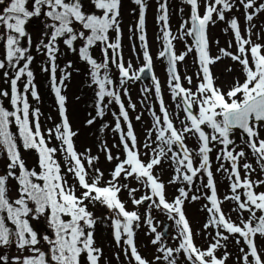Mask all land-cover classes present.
<instances>
[{
  "label": "snow or ice",
  "instance_id": "obj_1",
  "mask_svg": "<svg viewBox=\"0 0 264 264\" xmlns=\"http://www.w3.org/2000/svg\"><path fill=\"white\" fill-rule=\"evenodd\" d=\"M31 2V9L28 7ZM191 5L192 13L190 17L191 28L185 35L192 36L195 41V48L199 56V65L202 69V82L198 85L197 91L194 93L190 88H184L180 83V77L176 72V62L184 60L187 53L177 56L173 45L171 31L165 28L164 40L165 51L160 55L167 56L171 67V79L175 83L172 86L174 98L181 97L183 111L185 112V120L182 121L183 127L177 128L172 119H170L168 111L164 108L163 100L161 99V110L163 112V123L161 117L155 116L156 127L158 130L157 139L161 143V147L156 151L155 155L147 162L140 158V153L136 150V136L132 132V125L128 123L127 138L122 136L126 151V158L117 164L112 172V180L107 182L106 186H100V177L98 176L91 183L88 180V170L82 162L80 155L76 152L72 137L74 133L71 130L68 118L65 113V97L61 95L59 87L55 88V92L60 104L61 114L63 115L62 129L57 127L56 136L62 142V146H66L63 150L67 153L68 159L73 162L68 167L78 180L79 186L84 189L78 196L76 189L68 185L67 180L61 175V166L54 159V154L57 148L49 147L44 135L40 131V125L37 119L35 123V131L29 121V103L26 95H22L17 88V82L22 77H27L25 92L29 87H33V72L30 69L32 56L28 55L29 48L21 45V41L27 38V43L31 44V37L26 31L25 25L31 18H46L45 27L50 28V33H45L49 36V42L43 47L47 50V55L51 61L52 78L55 84L56 72V53L59 48L56 44L60 38L64 44L71 50L75 51L74 43L80 39L85 42L84 46L79 49L80 57L87 61L92 66V79L98 85L97 93L101 104L104 98H114L119 103L123 118L128 120V113L124 108V104L120 99L119 94L115 90L109 88L113 81L107 74H100L101 69H106L108 66V49L117 50L120 48L119 38L115 43H109L108 33L115 29L119 32V23L117 18L120 15V0H92L95 8L100 14L87 13L83 10L81 0H9L6 4L5 0H0V5H5L0 14V27L5 31L0 34V40H5L6 44V62L0 60V69L11 67L16 69L14 78L11 80V104L14 106V111L7 110L3 104H0V145H3L7 151L10 163L8 168L19 169V175L14 171H9L6 175H0V246H9L15 244L18 251L23 253L27 250L28 255H20L12 258L14 264H81V254L86 253L90 264H98L100 259L99 248L94 247L93 229L96 220L93 214L88 210V205L85 201L99 202L105 205L108 209L116 212L114 220L115 239L119 243L122 238L130 247L131 255L134 257L136 264H149L138 252L133 230L134 222L140 220V216L136 211H127L124 203L119 199L121 191L117 180L123 174L125 178L135 177L141 181L146 187L150 188L151 195H144L140 199H133V203L140 205L144 201H152L153 197H158L157 207L162 206L170 214L175 213L178 219L175 220L182 242L176 249L160 248L158 251L164 253L163 259L168 260V264H176L175 259H169L174 252L181 250L187 254V259L192 264H225L227 255L223 259L216 257L215 252L220 247L219 240L213 243L206 251H202L196 247L193 242V234L189 227L182 210L184 199L187 197V192L181 188V195L177 197L173 203H169L165 198L164 184L159 181L158 177L153 175V168L161 163V158L167 152L172 151V146L177 145L182 151L173 153L172 159L175 160L178 167L176 168V179H180L181 175L184 181L192 183L193 178L201 170L207 172L208 184L211 189V195L208 197L211 207L208 211L212 214V219L208 226H215L217 229H224L229 234H239L243 238L249 251L244 252L242 257L243 264H264V255L258 251L255 237L257 234L264 236V214L256 216V211L264 213V192L257 193L254 190L256 184H264V181H252L249 178L241 180L238 161L245 156L243 150L236 152L235 148L229 149V145H234L231 135L234 130H241L248 137L247 145L256 154L261 161H264V139H260V127H264V54H262V46L252 44L251 39H245L241 34L238 21L233 18L230 20V27L234 30L235 39L238 43V55L227 50H221L224 56H229L231 59L238 61L243 66L245 80L243 83L237 81L227 92L222 91L215 85L214 78L210 69V65L216 63L220 57H211L208 51L207 27L209 23H214L213 14L220 20L225 19V11H230L233 7L231 0H209L205 5V13L203 16L199 12V0H186ZM135 3L141 5V15L139 18V27L141 32L144 29V0H135ZM245 9H252L255 0H241ZM163 14L159 17L167 26V6L161 5ZM264 11V4L256 8V12ZM248 21H252L253 14L246 15ZM187 23V22H186ZM79 26V28L77 27ZM249 37L251 29L247 30ZM90 33V34H86ZM140 40L144 42V47L147 49L146 37L142 34ZM98 42L105 45L104 62L98 63L92 57L89 49ZM250 48H246L249 46ZM192 49L189 48V51ZM251 55V63L249 62L248 54ZM144 58L146 66L150 70L152 67V58L145 50ZM24 60L23 66H20V61ZM115 62V59L113 60ZM70 66V65H69ZM117 67L122 75L121 83L126 79H140V76L132 73L130 75V66L125 67L122 58ZM47 70V69H45ZM144 68L140 69L143 73ZM5 77L8 72L3 73ZM67 76H65V79ZM191 83V77H187ZM62 83V81H61ZM157 93L160 92L159 83L156 86ZM0 95L8 96L7 91H0ZM32 95L39 99L38 94L33 90ZM22 103V108L20 107ZM195 106V107H194ZM134 108L135 106L132 105ZM180 107V105H178ZM100 116L104 115L103 107H100ZM38 117L39 110H36ZM155 115V113L153 114ZM19 126V135L23 140L25 149H34L39 154V166L42 171L29 170L25 167L24 161L21 159L20 151L17 148L16 140L13 133L10 131L12 120ZM139 119V117H137ZM89 121L88 123H92ZM207 126L212 130L208 133L204 130ZM117 130L120 129L119 118L116 124ZM188 134L197 136L200 142L198 155L201 157L199 167L193 166L192 153L185 144V138ZM218 142L223 145V149L217 159L223 158L231 162V175L235 180L231 184V190L234 195L226 197V199L234 200L238 203L241 210L248 211L250 218L242 220L240 224L232 222L226 218L221 210V201L217 197L213 173L209 153L212 151L210 143ZM145 144V147H148ZM166 146V147H165ZM167 149V151H166ZM235 153V154H234ZM94 157H89L87 163L92 164ZM108 159L113 157L108 154ZM221 167H223L221 165ZM250 164H245L246 172L251 170ZM264 169V163L261 164ZM10 177H15L19 183L18 196L12 198L9 195L8 181ZM41 181L42 183L36 182ZM243 188L244 200H241V195L237 192ZM135 189L130 190L135 192ZM197 199V197H192ZM31 201L35 208L29 206ZM50 210V226L54 229V238L48 235H39L34 230L30 223V217L39 219ZM253 221H256L255 224ZM10 222V223H9ZM148 223L152 221L149 218ZM11 225V226H10ZM152 231L156 232V228L152 227ZM217 236L223 240L228 237L222 235L218 230ZM161 234L157 233L153 243H158L161 240ZM44 242L49 247L47 251L42 250L39 245ZM239 243V241H237ZM251 257V261L249 259ZM157 260L161 257L157 256ZM0 264H10V258L7 255L0 254Z\"/></svg>",
  "mask_w": 264,
  "mask_h": 264
},
{
  "label": "rangeland",
  "instance_id": "obj_2",
  "mask_svg": "<svg viewBox=\"0 0 264 264\" xmlns=\"http://www.w3.org/2000/svg\"><path fill=\"white\" fill-rule=\"evenodd\" d=\"M83 1V2H82ZM9 0H5L7 4ZM83 10L87 13L100 14L92 3V0H81ZM209 0H199V12L203 16L205 13V5ZM233 7L230 11H225V19L220 20L216 14H213L214 23H209L207 27L208 51L211 57H220V59L210 65V69L214 78L215 85L222 91L227 92L231 87L239 81L243 83L245 80V73L243 66L229 56H224L221 50H227L233 54L238 53V43L235 39L234 30L230 27V20L235 18L240 26L241 34L245 39H251L252 44H259L262 46V54H264V11L256 12L264 0H255L252 9H245L241 0H231ZM246 2V0H245ZM167 6V26L165 22L161 21L159 17L163 14L161 5ZM5 5H0V10ZM28 7L31 9V2ZM144 29L141 32L139 27V18L141 15V5L135 3V0H120V15L117 18L119 23V32L115 29L109 32V43H114L119 38L120 50L115 62L113 59L108 60L106 69H101L100 74L103 76L107 74L113 81L109 86L111 90H115L124 108L128 113V120L126 121L121 114L119 103L114 98L105 97L103 103L98 99L97 93L99 91L98 85L93 82L92 71L89 63L84 61L79 55V49L83 45V40L78 39L74 43L75 51L69 49L63 42L66 38H60L56 44L59 51L56 55V72L57 79L55 84L51 79V61L47 55V50L43 47L49 42V36L45 33H50L51 29L45 27L46 18H31L25 25L26 31L31 37V44L27 43V38L21 41V45L29 48L28 55L32 56L30 69L33 72V87H29L25 92V85L27 77H22L17 82V88L22 95L27 96L29 109L31 110V118L36 123L37 119L41 128V132L52 133L57 127H61V114L59 100L57 98L55 88L59 87L61 95L65 99V113L71 127L73 135V144L76 146L77 153L84 158L87 163L89 157H94L92 164L89 165L88 180L92 182L99 173L103 175L100 177V186H106L108 181L112 180V172L118 163L126 158V151L122 136L127 138L128 123L132 125V132L136 136V150L140 153V158L147 162L149 161L161 147L160 141L157 139L158 130L156 127L155 116L161 117L163 123V112L161 110V99L163 100L164 108L167 109L170 119L174 125L179 129L183 127L182 121L185 120V112L183 111V104L181 97H175L172 93V86L175 83L171 79L168 63L165 57L160 53L164 51L166 44L164 40L165 28L171 31L172 45L177 56L185 54L184 60L176 62L177 73L180 77L179 83L186 89H191L194 93L197 91L198 85L202 82V69L199 65V56L195 48V41L192 36L185 35L191 28V13L192 7L186 0H144ZM248 13L253 14L252 21L246 19ZM2 14V11H0ZM187 22V23H186ZM79 28V26H77ZM248 29H251L249 37ZM4 29L0 27V34L4 33ZM146 37L147 49L144 47V42L140 40V36ZM6 41L0 40V60L6 62ZM99 45V44H98ZM97 51L96 57L98 63L104 62V52ZM189 48L192 50L189 51ZM246 48H250L246 46ZM97 49V48H96ZM145 50L152 58V66L155 75L154 82H146L141 79H126L121 83L122 75L117 67L122 58L126 68L130 66V75L135 73L140 76V69L146 67L144 58ZM249 62L251 63L250 52L248 54ZM24 60L20 61V66H23ZM70 65V66H69ZM47 69V70H45ZM7 71L8 76L5 77L3 73ZM16 69L7 67L0 69V87L3 91L9 93L4 96L6 101H11L10 89L11 80L14 78ZM65 76L67 78L65 79ZM53 84L54 94L51 95L49 80ZM187 77H191V83L188 82ZM45 78L46 88L43 90L41 82ZM40 86H38V82ZM62 81V83H61ZM159 83L160 92L157 93L156 86ZM94 84L96 88L94 87ZM38 94L39 99L32 95V91ZM12 92V89H11ZM57 99V100H56ZM132 105L135 107L133 108ZM180 105V107H178ZM103 107L104 115L100 116L99 109ZM195 107V106H194ZM41 108V112L37 117L36 110ZM155 113V115H153ZM139 117V119H137ZM117 118H119L120 129L117 130ZM92 123H88L89 121ZM204 130L211 133L212 130L204 126ZM56 134V133H55ZM260 139H264V127H260ZM231 139L235 142L234 145H229V149L235 148L236 152L243 150L245 156L238 161L241 180L246 177L252 181H264V169L261 168V161L259 157L252 152L247 145V140L240 132H233ZM59 140V139H58ZM185 144L192 153L193 166L199 167L201 157L198 155L200 142L196 135L188 134L185 138ZM62 148V142L59 140ZM58 144L57 152L59 156H63L60 145ZM148 144V147H145ZM129 146H131L129 139ZM166 147V146H165ZM212 151L209 153L211 164V171L213 173V180L218 199L223 204L222 211L226 218L232 222L240 224L242 220H248L250 213H237L225 205L226 197L233 194L231 184L235 177L231 175V162L223 158L217 159L221 154L223 145L218 142L210 143ZM63 150V149H62ZM167 151V149H166ZM180 152L182 158V151L177 145L172 146V151L161 158V163L153 168V175L158 177L159 181L164 184L165 198L169 203L181 195L180 189L183 188L187 192V197L184 199L182 210L189 227L193 234V242L198 245L199 249L206 251L217 240L220 242V247L216 249L215 255L217 258H224L227 264H243L244 252L249 251L242 237L239 234H229L224 229H217L215 226L205 225L209 224L212 219V214L208 211L211 207L208 197L211 195V189L208 184L207 172L201 170L197 176L193 178L191 184L184 181L182 175L180 179H176V168L178 165L172 159L173 153ZM66 153V152H65ZM111 154L113 159H108V154ZM67 154V153H66ZM235 154V153H234ZM8 154L3 145H0V175H6L8 171ZM63 158V157H61ZM64 159V158H63ZM33 162V158L30 159ZM8 163V164H7ZM245 164L252 166L251 170L244 169ZM65 165H68V161ZM221 165L223 167H221ZM118 185L122 186L118 194L119 199L124 203L127 211H136L140 216V220L134 222L133 230L135 232L134 242L139 254L146 259L149 264H168V260L163 259L164 253L158 251L160 248L179 247L182 242L179 228L175 220L170 217L178 216L175 213H169L163 209L162 206L157 207L158 197H153L152 201H144L140 205L133 203V199H140L144 195H151L150 188L146 187L141 181L135 177H127L122 174L116 181ZM68 185L76 189V194L79 196L84 191L79 185L75 176L72 174ZM9 195L12 198L18 196V184L11 177L8 181ZM135 189V192L130 190ZM254 190L257 193L264 192V184H256ZM244 189L237 190L238 193L244 194ZM197 199H192V197ZM88 205V210L93 214L96 220L93 231V239L95 241L94 247L99 248L100 259L98 264H136L134 257L131 255L130 247L125 243V239L117 243L115 239L114 220L116 212L108 209L105 205L99 202L85 201ZM30 207L35 208L31 202ZM264 213L256 211V216L259 217ZM151 219V225L148 223ZM36 224V231L39 235H48L54 238V229L50 226V215L48 213L41 216L39 219L34 218ZM256 221H253L255 224ZM166 223L170 224L168 237L163 236V229ZM152 227L156 228V232L152 231ZM222 235L228 237L227 240L221 239L217 236V231ZM157 233L161 234V240L158 243H153ZM196 239V240H195ZM239 241V243H237ZM255 243L258 251L264 255V236L257 234ZM196 245V247H197ZM42 250L47 251L48 245L44 242L39 245ZM197 247V248H198ZM244 249V252L241 249ZM0 254L7 255L10 258V264H14L13 257L20 255H28L27 250L21 253L16 248L15 244L9 246H0ZM159 256L161 259L157 260ZM169 259H175L176 264H192L187 259V254L182 250L174 252ZM251 261V257H249ZM83 264H90L87 259V254H81Z\"/></svg>",
  "mask_w": 264,
  "mask_h": 264
},
{
  "label": "trees",
  "instance_id": "obj_3",
  "mask_svg": "<svg viewBox=\"0 0 264 264\" xmlns=\"http://www.w3.org/2000/svg\"><path fill=\"white\" fill-rule=\"evenodd\" d=\"M83 2V1H82ZM110 33V32H109ZM108 33V35H109ZM86 34H90V33H86ZM82 41V40H81ZM115 43V42H114ZM85 42L83 41V45L82 47L84 46ZM99 44V45H98ZM102 45H104L103 43H100L98 42L97 44H95L94 46H92L89 51H90V54L92 55V57L94 59H97L96 57L98 56L97 54V51H100L102 50ZM105 46V45H104ZM97 48V49H96ZM104 49V48H103ZM119 50L120 49H117V50H113V49H108V60L110 62V59H113L115 57H117V55L119 54ZM115 56V57H114ZM85 61V60H84ZM87 62V61H86ZM98 62V61H97ZM88 63V62H87ZM90 68L92 69V66L89 64ZM57 75L58 74H55V77L57 79ZM51 79L52 78V74H51ZM55 79V81H56ZM49 80V87H50V92H51V95L54 94V91H53V84L51 83V80H50V77L48 78ZM38 82V86H40V82ZM1 84V82H0ZM43 90H45L46 88V81H45V78H43V81L41 82V86H40ZM94 87L96 88L95 84H94ZM0 91H3V88L2 86L0 87ZM10 95H12V92H11V89H10ZM57 100V99H56ZM0 104H3V106L9 110V111H14L15 108L14 106L11 104V101H6L4 96L0 95ZM20 107L22 108V103L20 105ZM30 108V107H29ZM39 112H41V108L38 109ZM31 110L29 109V121H30V124L31 126L33 127V130L35 131V122L32 120V116H31ZM63 121V119H61V122ZM70 122V120L68 121ZM41 128L40 127V131H41ZM10 131L13 133L14 137H15V140H16V144H17V148L18 150L20 151V154H21V159L24 161L25 163V167L28 168L29 170H35L37 172H40L42 171L40 166H39V154L36 150L34 149H25L24 146H23V140L22 138L20 137L19 135V126L15 123V120L13 118L12 120V123L10 124ZM43 135H44V138L48 144L49 147H54V148H57L58 147V144H59V140L57 139V136H56V130L52 133H45L44 132H41ZM72 140H73V137H72ZM74 141V140H73ZM60 145V144H59ZM75 147V150L77 152V149H76V146L74 145ZM60 148H61V151H63L64 155L63 156H59L58 154H56L54 156V159L60 164L61 166V175H63L65 177V179L67 180V183L70 182V178L72 176V173L68 171V167L70 166L71 162L69 159H68V156L67 154L65 153L64 150H62L63 148L61 147L60 145ZM79 154V153H78ZM63 157V158H61ZM81 159H82V162L85 164V167L86 169L89 168L88 164H86V162L84 161V158L80 155ZM31 158H33V162H31ZM68 161V165H65ZM8 163H10V159L8 158ZM7 163V164H8ZM9 165V164H8ZM14 171L16 172L17 175H19V169H9L8 168V171ZM13 180H15V182L18 184L19 186V183L18 181L15 179V177H11ZM76 178V177H75ZM78 181V180H77ZM36 182H39V183H42L41 181H36ZM91 183V182H90ZM79 185V184H78ZM20 187V186H19ZM19 190V188H18ZM29 203H31V201H29ZM49 215H50V210L47 212ZM10 223V222H9ZM30 223L31 225L33 226L34 230H36V224H35V220L34 218L30 217ZM11 226V225H10ZM86 254V253H84ZM81 264H83L82 260H81Z\"/></svg>",
  "mask_w": 264,
  "mask_h": 264
},
{
  "label": "water",
  "instance_id": "obj_4",
  "mask_svg": "<svg viewBox=\"0 0 264 264\" xmlns=\"http://www.w3.org/2000/svg\"><path fill=\"white\" fill-rule=\"evenodd\" d=\"M165 58H166V61H167V63H168V66H169V68L171 67V65H170V63H169V59H168V57L167 56H165ZM140 79L142 80V81H150V82H153L154 81V75H153V73H152V69H148L147 67L145 68V71L143 72V73H140ZM236 131H240L241 133H242V131L241 130H236ZM243 134V133H242ZM247 139H248V137H247V135L246 134H243ZM169 223H166L165 224V226H164V229H163V236H165V237H167L168 236V230H169Z\"/></svg>",
  "mask_w": 264,
  "mask_h": 264
},
{
  "label": "flooded vegetation",
  "instance_id": "obj_5",
  "mask_svg": "<svg viewBox=\"0 0 264 264\" xmlns=\"http://www.w3.org/2000/svg\"><path fill=\"white\" fill-rule=\"evenodd\" d=\"M239 194H240V193H239ZM244 199H245L244 195L241 194V200H244ZM225 205H226V206L228 205V206L232 209V211L237 212V213H245V212H247V211H244V210L239 209V207H238V203H237L236 201H234V200H231V199H228V200L226 201ZM220 207H221V209H222L223 204H220ZM222 259H223V258H222ZM225 264H227L226 261H225Z\"/></svg>",
  "mask_w": 264,
  "mask_h": 264
}]
</instances>
